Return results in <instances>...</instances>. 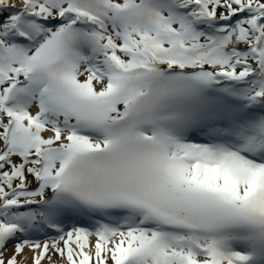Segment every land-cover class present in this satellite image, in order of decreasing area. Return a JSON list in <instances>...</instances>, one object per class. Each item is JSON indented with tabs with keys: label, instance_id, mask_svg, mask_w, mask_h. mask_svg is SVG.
Instances as JSON below:
<instances>
[{
	"label": "snow or ice",
	"instance_id": "obj_1",
	"mask_svg": "<svg viewBox=\"0 0 264 264\" xmlns=\"http://www.w3.org/2000/svg\"><path fill=\"white\" fill-rule=\"evenodd\" d=\"M0 264H264V0H0Z\"/></svg>",
	"mask_w": 264,
	"mask_h": 264
},
{
	"label": "bare ground",
	"instance_id": "obj_2",
	"mask_svg": "<svg viewBox=\"0 0 264 264\" xmlns=\"http://www.w3.org/2000/svg\"><path fill=\"white\" fill-rule=\"evenodd\" d=\"M9 251H11V245H9Z\"/></svg>",
	"mask_w": 264,
	"mask_h": 264
}]
</instances>
